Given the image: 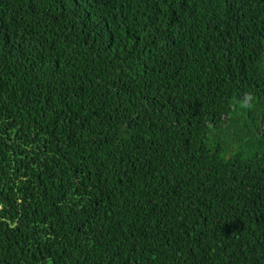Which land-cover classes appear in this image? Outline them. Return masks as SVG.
Wrapping results in <instances>:
<instances>
[{"label":"trees","instance_id":"trees-1","mask_svg":"<svg viewBox=\"0 0 264 264\" xmlns=\"http://www.w3.org/2000/svg\"><path fill=\"white\" fill-rule=\"evenodd\" d=\"M0 264H264V0H0Z\"/></svg>","mask_w":264,"mask_h":264}]
</instances>
